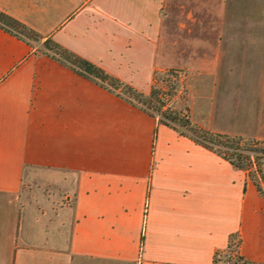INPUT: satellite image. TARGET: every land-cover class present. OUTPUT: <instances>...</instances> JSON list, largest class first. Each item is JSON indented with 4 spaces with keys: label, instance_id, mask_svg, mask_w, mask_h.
<instances>
[{
    "label": "crops",
    "instance_id": "crops-1",
    "mask_svg": "<svg viewBox=\"0 0 264 264\" xmlns=\"http://www.w3.org/2000/svg\"><path fill=\"white\" fill-rule=\"evenodd\" d=\"M167 1L0 0L42 36L0 26V264H214L232 233L243 258L264 264V195L245 170L38 49L49 37L148 92L173 65ZM251 30L260 32H239ZM243 41L261 57L257 89L230 111L238 129L206 122L190 99L189 115L264 139V40ZM227 42L190 89L211 98V111L231 69Z\"/></svg>",
    "mask_w": 264,
    "mask_h": 264
},
{
    "label": "rangeland",
    "instance_id": "rangeland-1",
    "mask_svg": "<svg viewBox=\"0 0 264 264\" xmlns=\"http://www.w3.org/2000/svg\"><path fill=\"white\" fill-rule=\"evenodd\" d=\"M230 4L233 9L224 12L221 0H168L164 10L162 37L167 59L172 60L173 65L166 66L158 75L168 68L176 69L175 93L168 101L170 106L191 115L190 99L195 112L203 115L206 122L209 121L215 127L238 129L239 123L230 118V111L237 101L241 103L245 97H252L257 89L254 66L255 60L259 62L261 57L260 47L255 41L251 43L243 40H253L257 35L264 40V0H231ZM260 8L257 16L244 17L242 14L243 11L253 13ZM245 26L259 27L260 32H239ZM225 42L228 51L224 58L231 64V69L228 80L217 89L218 93L222 89L225 94H219L211 111V98L204 93L198 94L197 90L190 92V89L195 78L205 83L208 69L213 68L212 60L220 56ZM38 49L53 53L46 46ZM158 83L165 85L166 80L159 79ZM256 160L260 163L254 165L252 174L264 195V152L259 153ZM235 262L234 254L224 264Z\"/></svg>",
    "mask_w": 264,
    "mask_h": 264
},
{
    "label": "trees",
    "instance_id": "trees-1",
    "mask_svg": "<svg viewBox=\"0 0 264 264\" xmlns=\"http://www.w3.org/2000/svg\"><path fill=\"white\" fill-rule=\"evenodd\" d=\"M0 26L28 40H37L42 37L40 33L1 8ZM44 45L53 50V53H51L53 56L70 66L77 73L125 96L135 105L157 116L160 122L177 129L180 133L189 136L196 142L217 152L234 166L245 170L247 176L256 184L257 188L262 193L259 182L252 174V168H254L256 163H260L256 158L259 157V153L264 152V139L208 129L193 122L187 111L184 112L170 106L168 101L175 93L174 88L176 86L177 73L175 72V68H168L160 76L158 72L155 73L149 91L143 92L106 72L94 62L68 50L49 37L45 38ZM159 79L166 80L165 85L159 84ZM164 93L166 99L162 98ZM234 239L237 240L235 264H261L243 258L238 250L240 238L237 233H232L230 235L229 242L232 243Z\"/></svg>",
    "mask_w": 264,
    "mask_h": 264
},
{
    "label": "built area",
    "instance_id": "built-area-1",
    "mask_svg": "<svg viewBox=\"0 0 264 264\" xmlns=\"http://www.w3.org/2000/svg\"><path fill=\"white\" fill-rule=\"evenodd\" d=\"M162 98L166 99L165 93L162 95ZM236 250H237L236 239H234L232 243L228 242L226 247L216 249L213 258L214 264H224L226 259H229L231 255H234L236 253Z\"/></svg>",
    "mask_w": 264,
    "mask_h": 264
}]
</instances>
